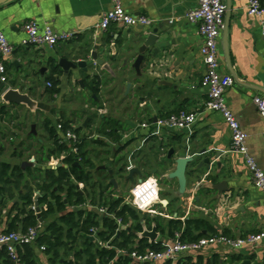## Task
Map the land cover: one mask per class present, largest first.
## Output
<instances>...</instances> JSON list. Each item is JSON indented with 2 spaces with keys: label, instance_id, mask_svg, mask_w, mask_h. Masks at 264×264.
<instances>
[{
  "label": "crops",
  "instance_id": "obj_1",
  "mask_svg": "<svg viewBox=\"0 0 264 264\" xmlns=\"http://www.w3.org/2000/svg\"><path fill=\"white\" fill-rule=\"evenodd\" d=\"M122 1L128 13L146 16L154 21L153 25L142 28L143 31L140 27L127 28L119 24H111L105 31L97 29L104 13L112 7L111 0H16L0 7V30L15 48L6 62L7 87L28 94L32 99L40 97L49 100H55L78 87L82 93H87V119L83 126H95L94 122H99L103 117L120 121L124 126L120 143L115 144L107 140L108 147L98 148L99 150L93 147L94 149L89 150L94 151L91 154L93 161L99 162L102 157L96 159V153L101 152L112 158L113 154L120 150L116 158H123L124 162L120 164L124 171L122 177L116 180L119 189L114 190L113 195H119L124 200L126 198L122 195V190L129 185V198L134 186V183L126 180L129 175L126 172L128 165L139 169L140 176L135 175L137 182L148 178L158 180L160 203L155 206L157 214L150 217L182 222L203 219L218 235L226 234L232 239L264 232V193L255 186L244 157L232 150V133L222 116L205 109L208 96L201 86L205 73L200 52L202 38L198 25L185 18L187 13L197 7V0H179L177 3L173 0ZM248 1L231 0L228 46L235 75L227 65L223 33L219 57L222 72L232 75L236 81L225 94L226 102L248 135L246 142L250 155L264 172V118L253 104L255 96L264 94V16L249 15ZM170 5L171 10L177 9L176 12L169 11ZM168 19L171 25L164 39L156 46L159 53L155 54V48L143 53L146 60L140 70H137L135 62L142 54L141 47L137 44L138 36L141 32L144 35L152 33ZM29 22H36L40 27L51 25L56 32L71 33L73 38L53 49L30 46L23 30L24 25ZM94 52L97 53L98 59L109 65L113 74L96 65L92 59ZM61 58L87 61V73L77 69L67 74L59 66ZM52 65H56L59 71L54 72ZM52 76L58 82L56 87L59 88V93L54 97L46 94L52 87L48 86L51 82L48 78ZM91 82L99 87L97 93L90 88ZM21 106L24 105L9 107L13 109ZM109 108L113 110L112 115L107 114ZM99 110H102V113ZM181 111L198 114L192 129L169 133L155 127L157 120ZM40 112L38 113L42 114L44 111ZM50 112L46 113L53 115ZM66 120L72 123L70 119ZM143 124L148 127L143 128ZM6 138L5 136L0 141L3 148ZM22 143L23 139L18 147L14 148L13 154L18 153ZM205 146L224 152V168L219 173V178H215L218 175L216 170H213L210 179H207L209 173L206 168L194 170L197 163L204 159L198 157V154ZM171 149H174L175 156L169 159ZM34 157L35 166L36 154L28 161L22 162H29ZM181 158L193 161L198 159L197 163L193 162L188 167L184 182L175 176L177 161ZM96 165H99V169L104 166L101 163ZM169 168H174L171 176L168 173ZM222 181L228 183L233 194L220 197L219 192L211 188ZM163 201H167L168 205H163ZM15 203L16 199L0 197V232L8 229L10 219L16 215L17 212H13L10 217ZM49 222L46 221L48 224ZM202 233L208 234L207 237L211 235L206 230ZM175 240L176 238L158 234L156 240H149V243L161 244L164 248L172 245ZM34 251L37 262L48 264L44 255L37 252L36 247ZM245 261L264 264V240L258 245H248L239 250L218 244L206 248L201 253L186 255L174 264H242Z\"/></svg>",
  "mask_w": 264,
  "mask_h": 264
},
{
  "label": "trees",
  "instance_id": "obj_2",
  "mask_svg": "<svg viewBox=\"0 0 264 264\" xmlns=\"http://www.w3.org/2000/svg\"><path fill=\"white\" fill-rule=\"evenodd\" d=\"M264 5V0H259ZM53 71L58 72L59 68L52 65ZM52 87L46 91L51 97L59 93L57 88L58 82L54 77L48 78ZM90 88L97 93L99 87L90 84ZM3 92L0 90V141L5 138L2 129V122L9 114L11 107L17 105H5L2 101ZM41 113L40 111H38ZM54 114V109L51 110ZM58 124H62L64 131L72 130V123L66 119L60 118L56 121L46 119L43 128L48 134V143L46 146L42 140L36 139L33 132L29 135V140L34 141L39 148L35 154L37 155V165L28 167L25 170L22 163L11 164L0 161V197L16 199V203L10 212L16 215L11 218L8 229L5 232L26 231L30 227L38 224L37 216L31 207L34 204V196L36 192H40L41 198L39 204H47L48 210L42 215L43 220L50 221L47 226V233L38 241V245L47 246V254L50 257V264H130V259L126 256L118 255V250H127L129 252L139 251L145 252L147 249L161 250V244L149 243L145 237L140 238L138 234L144 230L156 229L160 235H167L171 239H175L179 234L181 242H197L206 238L203 230H206L209 236L218 235L211 225L203 219H190L182 222L181 220H165L161 217H150L143 215L127 204H123L124 199L114 198V189L110 184L112 177L109 170L113 171V178H121L124 167H121L123 158L117 160V154L112 151V158L102 159L101 165L106 168L99 169L93 161L89 150L90 147L106 148L107 140L118 144L122 141V133L124 126L120 121L103 117L98 122L97 133L101 138L87 139L84 137L79 144V157L70 154L71 147L68 144L61 143L63 132L57 128ZM88 125V128L91 127ZM83 127L73 129L77 134L82 131ZM104 137L105 139H103ZM26 145L22 143L21 146ZM87 147V149H86ZM27 151L33 149V144L24 146ZM24 150V151H26ZM122 151V149H121ZM4 152V148L0 146V154ZM68 154L65 159V165L52 170L47 168V163L52 157H60ZM101 152L96 153V159H100ZM14 157H23V152L13 154ZM80 158L79 165L76 162ZM78 183H84L86 186L85 196L77 189ZM88 198L93 203H99L109 207L117 218H121L125 224L130 220L133 222L131 231H123L120 236L117 233V225L114 220L109 218H100L99 215L84 212L81 210L67 212L69 206H79L87 201ZM97 228L99 230L98 237L101 242L109 244L110 248H105L98 243L90 240L91 230ZM226 236V234H224ZM25 252H20L24 261L28 264H36L35 251L33 247L27 246ZM75 258L72 262L70 257ZM0 264H13L5 252H0ZM181 264V263H180ZM184 264H193L186 262Z\"/></svg>",
  "mask_w": 264,
  "mask_h": 264
},
{
  "label": "built area",
  "instance_id": "obj_3",
  "mask_svg": "<svg viewBox=\"0 0 264 264\" xmlns=\"http://www.w3.org/2000/svg\"><path fill=\"white\" fill-rule=\"evenodd\" d=\"M112 7L104 13L101 22L97 29L102 31L107 30L111 24H119L127 28H148L154 23L146 16H135L128 13L123 5L122 0H111ZM227 13V6L225 0H197V7L187 13L185 18L192 24H197L199 27V34L202 38L201 56L205 65V73L203 75L201 86L207 91L208 100L205 103V109L208 111L219 113L226 125L232 133V150L241 154L245 161L247 168L252 174L253 182L257 188L264 193V172L258 166L256 160L250 155L247 147L248 135L243 131L239 121L234 113L229 108L225 94L232 88L236 81L230 74H224L221 69L220 61V42L224 30L225 17ZM248 13L251 16L263 17L264 5L259 0L248 1ZM23 30L27 37V44L36 48H55L60 43L68 42L73 38L71 33H58L51 25L46 24L40 27L36 22L26 23ZM262 33L264 35V21L262 22ZM15 48L9 42L8 38L0 30V82L7 85L8 74L6 62L13 54ZM48 86L52 85L48 83ZM4 94H2L1 99ZM253 104L257 108L260 115L264 118V94L257 95L253 98ZM102 113V110H99ZM197 113H188L181 111L172 114L168 117L157 120L154 125L160 130L163 129L169 133L181 132L183 130H190L197 122ZM73 129L78 127L72 125ZM82 131L77 134L73 129L64 131L62 124H58L57 128L63 132L61 143H66L71 147L70 154L79 157V144L84 137L87 139L101 138L100 135L93 133L94 126L88 128L83 126ZM147 128V124L142 125ZM93 129V130H92ZM68 154H63L60 157H52L47 163V168L57 170L65 165V159ZM80 158L76 164H79ZM29 163H35V158L29 160ZM135 168L132 165L126 167V172L129 174ZM77 189L85 196L86 186L84 183H78ZM41 198L40 192H36L34 196V204L31 207L34 214L37 216L38 224L35 227H30L26 231L20 230L18 232H0V252H5L13 264H28L24 261L20 252H25L27 246L36 247L37 252L44 255V259L50 264V257L48 256L47 246L38 245L39 239L46 234L48 223L43 220L42 215L48 210V205L39 204V212L35 205V198ZM114 198H120L119 195H113ZM39 202V201H38ZM160 203V186L158 180L155 178L141 179L134 182V186L130 191V197L124 200L123 204L131 206L133 209L143 215L155 216L157 211L155 206ZM91 212L99 215L100 218H109L115 221L117 225L118 236L123 231H131L132 221L125 224L121 218H117L115 213L109 210V207L93 203L91 198L79 206H69L67 212L72 211ZM40 215V218H38ZM151 231V230H149ZM99 230L93 228L89 238H93V242L98 243L102 247L110 248L109 244L103 243L98 237ZM142 233H140L141 235ZM180 235H176L175 242L161 250L147 249L145 252L137 250L129 252L125 249L118 250V255L126 256L130 259V264H174L186 255H193L201 253L208 247L218 244L226 245L232 249L239 250L245 246H255L264 240V232L250 235L245 238L232 239L224 235H215L200 239L197 242H181ZM72 262H75L73 256L70 257ZM36 264H44V262L36 261Z\"/></svg>",
  "mask_w": 264,
  "mask_h": 264
},
{
  "label": "water",
  "instance_id": "obj_4",
  "mask_svg": "<svg viewBox=\"0 0 264 264\" xmlns=\"http://www.w3.org/2000/svg\"><path fill=\"white\" fill-rule=\"evenodd\" d=\"M16 0H0V7L13 3ZM173 2L177 3L179 2V0H173ZM226 6H227V13H226V17H225V25H224V30H223V46H224V53H225V57L227 60V65L228 68L230 69V71L232 72L233 75H235L233 68H232V64H231V60H230V56H229V46H228V30H229V21H230V14L232 11V4H231V0H227L226 2ZM171 5L169 6V11L174 10V12H176L177 9H170ZM171 25V21L168 19L166 22H164L163 24H161L159 26L158 29H154L152 33L148 34V35H144L143 32H141V34L138 36L137 38V44L140 45L141 47V51L142 54L139 55V57L137 58L136 62H135V68L137 70H140L141 65L145 62V55L143 53H146L149 49L151 48H155L154 52L157 55L159 53V49H157V44H159V42H161L164 37L167 34L168 31V27H170ZM141 31L142 28H140ZM96 50L98 49V47L95 48ZM75 52V51H74ZM92 59L93 61L96 63V65L100 66L102 68L103 71L113 74L111 68L109 67L108 64L104 63V61L98 59L97 53L94 52L92 53ZM59 66L65 71L67 72V74L73 70H77V69H81L83 70L85 73H87L88 71V63L85 60H77L75 58L73 59H67V58H61L59 60ZM237 78V77H236ZM82 84V82H81ZM131 88V84L128 85V89ZM0 90L3 92L4 96L2 98V101L8 105H24V106H29L31 108H35L36 110L39 111H44V112H50L51 111V107L43 102H35L32 100V98L28 95V94H23L20 93L19 91L15 90V89H10L7 87V85L2 84L0 82ZM95 98V97H94ZM175 156V151L174 149L170 150L169 153V159H172ZM198 157H204L203 161L197 163L196 161H193L191 159H186V158H181L177 161V171L175 173V176L181 181L184 182L185 181V177H186V173H187V169L188 167L193 163H197L196 168L194 169L195 171L198 170H202L203 168H206V170L208 171V175H207V179H210L213 170L218 171V175H216L215 178H219L220 175L219 173H221L223 171L224 165H223V161L222 159L225 158L224 152L223 151H219V150H215L213 148H209L208 146H205L198 154ZM79 165V164H76ZM34 164L33 163H29V162H24L22 164L23 169L25 170L28 167H33ZM105 166H102L100 169H105ZM194 171V174H195ZM140 171L137 168H133L131 170V172L129 173V175L127 176L126 180L130 181L131 183L135 182V175H139L140 176ZM109 175L110 177H112L110 184L113 186L114 190H118L119 186L118 183L116 181L115 178H113V171L109 170ZM212 189L216 190L219 192V196H224L226 194H233L232 189L228 186V183L226 181H222L221 183H218L215 186L211 187ZM210 188V189H211ZM39 197L35 198V205L37 207V212H39ZM163 205H168L167 201H163L162 202ZM38 218H40V215H38ZM158 233L156 232V229L153 228L151 231H149L148 229L144 230V232L139 236L140 238L145 237L147 239H149L150 241H155L157 238ZM91 240H93V238H91ZM242 264H251L249 261H245Z\"/></svg>",
  "mask_w": 264,
  "mask_h": 264
},
{
  "label": "rangeland",
  "instance_id": "obj_5",
  "mask_svg": "<svg viewBox=\"0 0 264 264\" xmlns=\"http://www.w3.org/2000/svg\"><path fill=\"white\" fill-rule=\"evenodd\" d=\"M87 93L81 92L78 87L73 88L69 93L63 94L61 97H57L55 100H49L47 98L42 99L37 97L36 99H32L35 102H43L49 105L51 108L54 109L55 113L50 115L49 113H42L39 114L35 108H31L29 106H21L18 108L10 109V116L7 117L2 122V128L4 131L5 136L7 137L4 141V152L0 154L1 161H7L11 164H19L20 162L28 161L32 155H35L37 151V144L34 141L29 140V135L31 132L34 133L36 139L42 140L46 146L49 145L48 141V134L43 128V121L46 118H50L53 121H56L58 118L63 119H70L72 124L76 127H81L84 125V122L87 119ZM40 95V92H39ZM113 110L111 111L110 108L107 112L108 115H112ZM12 116V117H11ZM94 128V132H96L98 125L96 122ZM97 126V128H96ZM93 130V129H92ZM97 134V133H95ZM23 139L26 145L33 144V149L29 153H26L24 150V146H22L18 151L20 153L23 152V157H14L13 151L14 148L18 147L20 140ZM87 149V147H86ZM89 149H94L93 147ZM96 150H99L98 148ZM110 155H103L101 156L102 159L108 158ZM35 158V157H34ZM37 158V157H36ZM100 160V162L102 161ZM96 164H99V161H94ZM172 171L174 168H169V175H172ZM123 183V182H122ZM165 189L164 186H161ZM129 185L125 186V189L122 190V195L128 199V191ZM125 190V192H124ZM10 207V205H9ZM8 207V208H9ZM6 208V210H8Z\"/></svg>",
  "mask_w": 264,
  "mask_h": 264
}]
</instances>
